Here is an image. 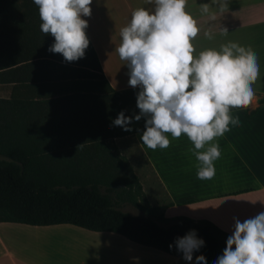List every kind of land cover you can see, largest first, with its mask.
<instances>
[{"label": "crops", "instance_id": "1", "mask_svg": "<svg viewBox=\"0 0 264 264\" xmlns=\"http://www.w3.org/2000/svg\"><path fill=\"white\" fill-rule=\"evenodd\" d=\"M223 0H187L186 11L197 19L201 29L193 41L197 53L206 48H219L229 41L251 46L257 53L260 76L254 82L256 96L264 97V0H227L228 11L220 13ZM209 4L216 13L211 20L200 8ZM154 8L147 0H92L90 17L84 30L90 46L80 62L59 61L62 72L75 73L54 90L56 98L74 92L104 94L135 89L129 86V67L115 49L120 44L119 32L138 7ZM228 29L222 35L220 29ZM205 31L213 38L208 39ZM92 47V49L90 48ZM27 75L34 76L29 71ZM10 96L0 100H11ZM136 88H139L137 86ZM92 98H85L90 102ZM259 100L250 110L259 108ZM239 117L240 126L230 127L217 138L221 156L214 162L212 180L196 177L194 145L182 134L166 149L151 150L143 145V131L132 135L102 136L95 143L100 153L109 157L95 158V164H145L135 166L134 173L142 186L145 199L152 206H164L167 218L206 219L232 235L234 218L241 222L264 212V106L252 116L245 108L231 110ZM91 145V143H89ZM98 152V151H97ZM162 200L166 202L163 203ZM155 202V203H153ZM158 202H161L158 204ZM0 264H198L174 257L160 250L137 244L113 232H93L74 225L32 226L0 222Z\"/></svg>", "mask_w": 264, "mask_h": 264}, {"label": "trees", "instance_id": "2", "mask_svg": "<svg viewBox=\"0 0 264 264\" xmlns=\"http://www.w3.org/2000/svg\"><path fill=\"white\" fill-rule=\"evenodd\" d=\"M41 23L33 0H0V83L15 84L11 100H0V118L4 117L6 132L16 128L18 135H9L20 137L17 143L9 139L0 145V222L70 224L93 232H113L182 258L175 240L195 229L204 246L194 252L192 260L203 256L204 264H213L230 236L213 222L165 217L164 206L145 202L139 179L128 164H105L104 169L112 175V184L125 187L128 200L143 215L117 209L99 192V182L90 180L85 164L110 156L100 153L95 144L99 138L145 130L144 118L133 120L132 131L110 126L121 111L127 117L139 114L140 88L104 94L74 92L56 98L51 88L75 73L62 72L66 66L59 61L64 57L48 51L54 37L41 32ZM81 60L84 57L76 62ZM29 71L33 77L27 75ZM85 98L92 100L88 103ZM259 105L264 106V97ZM249 107L245 108L249 116L260 108Z\"/></svg>", "mask_w": 264, "mask_h": 264}, {"label": "clouds", "instance_id": "3", "mask_svg": "<svg viewBox=\"0 0 264 264\" xmlns=\"http://www.w3.org/2000/svg\"><path fill=\"white\" fill-rule=\"evenodd\" d=\"M33 2L38 6L41 32L54 37L48 51L62 54L67 62L83 58L89 39L84 31L88 21L81 17L91 16L92 0ZM147 5L154 8L142 6L132 11L130 22L120 29V44L115 49L130 69L129 86L140 88V111L132 117L121 111L110 126L132 131L129 125L133 120L144 118L141 140L153 151L170 146L167 134L173 139L185 134L194 145L189 152L198 162L197 179L212 180L216 174L214 162L221 156L215 141L231 130L229 125L241 124L231 110L247 108L256 98L253 84L260 76L258 55L251 46L232 41L197 53L193 41L201 29L197 19L186 11L187 0H147ZM200 8L209 19H216L209 4ZM218 10L228 11L227 0ZM220 32L227 35L228 29ZM204 35L213 38L210 31ZM175 246L184 260L192 261L204 241L193 229L177 237ZM196 260L204 264L205 258L197 256ZM213 264H264V212L244 222L234 218L233 233Z\"/></svg>", "mask_w": 264, "mask_h": 264}, {"label": "rangeland", "instance_id": "4", "mask_svg": "<svg viewBox=\"0 0 264 264\" xmlns=\"http://www.w3.org/2000/svg\"><path fill=\"white\" fill-rule=\"evenodd\" d=\"M10 87H1L0 86V98H6L10 96ZM260 98L256 96L255 100L253 103L255 104L256 101H258ZM5 122L4 117L0 118V145L6 144L9 142V139H15V142L17 141L16 137L18 136H13L9 135L10 132L13 133L14 135H18L16 128L14 127L13 129L9 130V132H6L2 128V124ZM9 133V134H8ZM20 138V137H18ZM17 143V142H16ZM85 168L87 169L88 176L92 182H99L98 184V190L102 195L108 196L114 205L116 206L117 209L132 214V215H143V212L137 208L134 204H132L125 193V187L122 184H117L114 185L110 182V172L105 171L104 167L106 166L105 164H85ZM128 166L131 167V169L134 171L135 166H140L143 167L145 164H128ZM112 171V170H111ZM145 202L150 204L146 199ZM163 203H165V200H162ZM155 203V202H153ZM161 202H158V204Z\"/></svg>", "mask_w": 264, "mask_h": 264}]
</instances>
